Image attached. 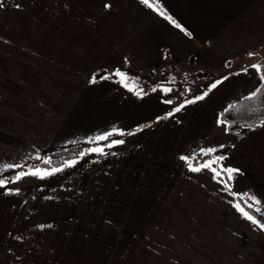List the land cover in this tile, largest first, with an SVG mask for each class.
Returning a JSON list of instances; mask_svg holds the SVG:
<instances>
[{
    "label": "crops",
    "instance_id": "crops-1",
    "mask_svg": "<svg viewBox=\"0 0 264 264\" xmlns=\"http://www.w3.org/2000/svg\"><path fill=\"white\" fill-rule=\"evenodd\" d=\"M0 41L34 44L0 57V171L111 140L0 182V264H264V125L221 119L264 81V0H0Z\"/></svg>",
    "mask_w": 264,
    "mask_h": 264
},
{
    "label": "trees",
    "instance_id": "trees-1",
    "mask_svg": "<svg viewBox=\"0 0 264 264\" xmlns=\"http://www.w3.org/2000/svg\"><path fill=\"white\" fill-rule=\"evenodd\" d=\"M106 73L100 72L94 78L96 80L102 78ZM129 83L128 80H126ZM190 85L185 83L184 86H175L173 93L167 98L174 101L179 95L180 91L189 88ZM222 121L227 125V129L231 133L241 132L246 129H251L264 125V81L257 89V91L251 95L245 96L235 103H233L222 115ZM111 140H106L104 142L95 143V144H82L74 146L60 152H57L52 155V158L49 159V165H56L61 162H65L71 159H74L86 152H88L92 147H97L99 145H104ZM230 146H224L220 149L215 150L211 154L195 153L191 157V163L194 165H199L206 162L211 157L220 158L225 156L229 151ZM44 164L43 160H36L27 163L24 166L20 167H10L0 171V182H10L16 179L21 173L33 170L38 167H42ZM223 176L226 174L221 171ZM245 208L262 224L264 225V216L258 213L253 208L245 205Z\"/></svg>",
    "mask_w": 264,
    "mask_h": 264
},
{
    "label": "rangeland",
    "instance_id": "rangeland-1",
    "mask_svg": "<svg viewBox=\"0 0 264 264\" xmlns=\"http://www.w3.org/2000/svg\"><path fill=\"white\" fill-rule=\"evenodd\" d=\"M29 46L33 48L34 44H2V41H0V57L5 56L4 60H6V59L8 60L9 59L8 56H10L9 52L15 53L14 55H16L17 52H21L22 56L27 57L28 52L34 51V49L27 48ZM19 47H21V49ZM29 56H32V55H29ZM0 61H2V59H0ZM14 61L15 60H11L10 67H12V68L16 67V65H14ZM126 68H128V67L123 68V74H124L125 80L129 81L128 84L134 89L138 88V89H141L144 91H147L156 85H161L162 87H167V86H174L175 87L177 85L178 86H180V85L184 86L185 83H188L190 85V87L192 88V87H195L198 82H200V80H195L194 78L190 79L187 76H183L184 78L176 77L175 80H168L166 68H162V67L157 68L155 70V78H153V80L148 78L150 76V73L148 74V72H150V71H142V70H136V69L130 70V69H126ZM16 74L18 75L19 73L17 72ZM162 74H164V77L162 76ZM27 75H33V74L28 73ZM190 75H192V74L190 73ZM31 78L34 79L33 76H31ZM180 92H182V91H180ZM190 94H192V93L190 92L189 95ZM241 98H243V97L238 98L236 101H238ZM50 158H52V156H46L45 158H43L42 159L44 162L43 165H49V159ZM36 160L34 159L32 161H36ZM29 162H31V161H28L26 163H23V164H20L17 166H13V167L24 166ZM38 168H40V167H38ZM4 169H6V168H4ZM11 190L12 189L10 188V191ZM23 193H22V195H23ZM10 194L15 195L13 192H11ZM117 243L118 242H115V241H108L106 243V245H107L106 249L105 250L102 249L101 251L106 252V253H110V252L115 253L116 249L121 250L120 246ZM189 250H190V248H189ZM131 259L132 258H130V257H121V256L120 257L108 256V255H106V256H92V257L85 258L84 262H81L80 264H132V262H130ZM135 259L136 260H134V264H141V262L138 258H135ZM137 260H139V261L137 262ZM221 260H222L221 258H218L217 264H223V262H221ZM208 264H213V263L208 262Z\"/></svg>",
    "mask_w": 264,
    "mask_h": 264
}]
</instances>
